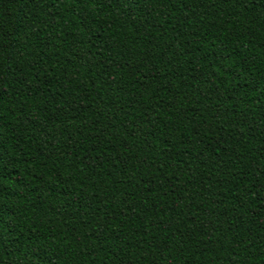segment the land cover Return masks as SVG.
Instances as JSON below:
<instances>
[{
  "label": "trees",
  "instance_id": "16d2710c",
  "mask_svg": "<svg viewBox=\"0 0 264 264\" xmlns=\"http://www.w3.org/2000/svg\"><path fill=\"white\" fill-rule=\"evenodd\" d=\"M0 264H264V0H0Z\"/></svg>",
  "mask_w": 264,
  "mask_h": 264
},
{
  "label": "snow or ice",
  "instance_id": "6c2138e0",
  "mask_svg": "<svg viewBox=\"0 0 264 264\" xmlns=\"http://www.w3.org/2000/svg\"><path fill=\"white\" fill-rule=\"evenodd\" d=\"M134 2V0H133ZM6 166V162L3 159H0V168H3Z\"/></svg>",
  "mask_w": 264,
  "mask_h": 264
}]
</instances>
